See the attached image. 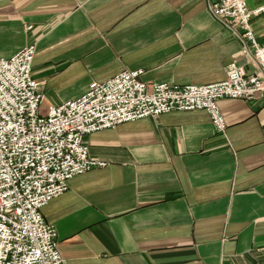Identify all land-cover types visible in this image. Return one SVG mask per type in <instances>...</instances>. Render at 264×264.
Listing matches in <instances>:
<instances>
[{"label":"crops","instance_id":"0c3cea01","mask_svg":"<svg viewBox=\"0 0 264 264\" xmlns=\"http://www.w3.org/2000/svg\"><path fill=\"white\" fill-rule=\"evenodd\" d=\"M264 45V0H247ZM34 44L41 110L93 82L144 70L154 84L211 85L231 63L263 73L252 44L211 0H0V57ZM174 111L85 137L105 162L43 209L65 264H264V93Z\"/></svg>","mask_w":264,"mask_h":264},{"label":"built area","instance_id":"2783aa9c","mask_svg":"<svg viewBox=\"0 0 264 264\" xmlns=\"http://www.w3.org/2000/svg\"><path fill=\"white\" fill-rule=\"evenodd\" d=\"M260 8L255 13H260ZM211 12L252 44L264 72V45L251 28L247 0H211ZM34 44L11 58L0 57V264H65L56 228L43 209L79 175L107 164L91 158L85 137L174 111L205 110L216 132L227 123L219 102L253 101L264 93V74H248L231 63L226 80L211 85L154 84L144 70H126L93 82L80 98L41 110V85L34 79Z\"/></svg>","mask_w":264,"mask_h":264}]
</instances>
